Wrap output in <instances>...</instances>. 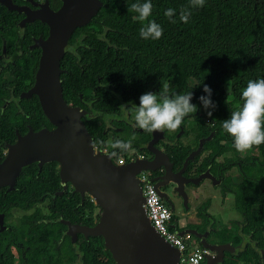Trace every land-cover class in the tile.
<instances>
[{"label":"trees","instance_id":"trees-1","mask_svg":"<svg viewBox=\"0 0 264 264\" xmlns=\"http://www.w3.org/2000/svg\"><path fill=\"white\" fill-rule=\"evenodd\" d=\"M99 1L101 7L88 26L84 27L81 42L76 43L79 51L74 54L69 50L60 61V69L66 70L60 74L66 104L84 107L80 97L87 100L92 91L89 84L98 85L97 81L94 82L95 78L93 80L94 75L101 81L111 80L119 91L123 89L131 95L145 93L153 85L169 95L191 91V102L196 109L187 115L194 114L193 117L197 119V116L204 114L210 124L219 128L214 141H206V148L219 156L230 152L235 154L234 148L225 144L232 139L222 129L221 123L242 103L240 93L247 81L264 78V0H205L204 6L199 8H192L190 0H152V14L143 22L136 19L137 14L130 7L135 0ZM168 8L174 9L171 18L164 14ZM182 12L190 13L187 22L180 19ZM3 16L10 17L0 6L2 34L11 42L17 27ZM148 20L160 24L163 29L160 38L145 40L140 37L139 29ZM32 32L44 36L46 28L40 26V29H33ZM97 35L106 38V44H109L107 51ZM15 63L16 69L3 73L15 83L14 93L17 96L33 85L37 57L27 63L16 59ZM3 73L0 74V162L3 159L1 146L12 144L16 139L15 133L24 135L28 130L26 124L33 131L43 126L52 127L44 118L36 96L20 100L18 106L11 103L2 111L5 105L3 98H8V92L2 88L7 83L2 78ZM203 84L212 89L211 99L216 104L211 117L206 115V110L197 99L204 94ZM96 95L98 99L93 103L94 110L98 114L105 111L111 113L114 96L106 103L98 89ZM93 121L100 122L99 129L90 127L89 122ZM84 125L93 139V147L98 150L106 148L101 120L95 117L84 122ZM218 139L219 147L216 145ZM250 150L253 152L250 154L252 159L248 158L247 161L252 164L241 163V182L231 191L235 210L243 220L241 234L256 245L248 242L236 254H226L222 264H264V256H258V250L264 249V234L261 232L264 229V190L258 182L264 179V143L254 145ZM111 153H115V159L123 158L125 163L130 162L128 151L114 147ZM56 165L54 162L43 165L40 171L35 164L30 165L23 169L15 190L8 192L0 188V212L8 208L34 209L38 217L42 211L41 198H48L45 209L56 221L53 224L32 225L29 244L33 256L30 263L34 258L37 264H70L75 260L66 236L60 246L57 244L60 231H64L59 218L75 224H94L92 213L96 206L88 202L80 205L78 195L69 190L57 195L56 192L62 191V186ZM215 236L233 246L241 244L239 236L217 232ZM54 246H58L61 253L53 255L50 248ZM77 251L80 264H114L109 253L104 251L101 238L90 237ZM67 253L71 254L69 258H66Z\"/></svg>","mask_w":264,"mask_h":264},{"label":"flooded vegetation","instance_id":"flooded-vegetation-1","mask_svg":"<svg viewBox=\"0 0 264 264\" xmlns=\"http://www.w3.org/2000/svg\"><path fill=\"white\" fill-rule=\"evenodd\" d=\"M10 1L12 6H15L16 9L8 10L7 7L2 5L1 3L0 6H2L5 10V13L10 16L9 18H6L5 16L3 17L6 19V21H11L12 23H14L17 29L14 40L9 42V40H7V37L2 34L4 30L0 26V74H2L3 72H7L8 69H16V59H22L27 63L28 61L34 60L37 57L36 69L38 68L41 48L39 46H36L35 43L39 38L45 40L48 36L49 30L46 24L41 23L38 20H33L32 22L26 21L27 14H32L36 11L44 9L45 3L48 4L49 8L52 11H56L62 6V0ZM92 19L93 17L90 19L89 23ZM88 24L86 26H88ZM40 26L46 28V35L43 36L41 33H37L35 35V33L32 32L33 29H40ZM86 26L76 28L68 40V44L71 46L70 51L74 54L79 51L76 43L81 42V38L84 37L82 33L84 31V27ZM97 36L98 41H103V46L105 47V51H107L109 44H106V38L104 36ZM100 46L102 47V44ZM64 72H66V70L62 69L61 74H63ZM81 72H83V70H81ZM2 78L7 81L6 84H3L2 88H4V90L8 92V98H3V102L7 103V105L13 103L14 106H18V102H20V100L22 99L19 98V94L16 96L14 93L16 87L15 83L11 81V78L8 79L7 75H5L4 73L2 75ZM94 78V82L97 81L98 85H96L95 83L89 84L92 88L89 98L86 100L81 99L80 97L81 104L84 107L73 106L85 112V114L81 118L83 123L88 122L95 117H98L101 120V122L103 123L102 135L106 139L105 144L109 145L107 141L108 139H111V146L108 149V152L106 151L105 153L116 156L115 153H111V150L114 149L113 145L115 141L120 140L121 134H123L121 141H131L132 147L135 149V151H128L130 157L129 161L153 160L154 153L145 148L147 142L151 140L152 132L149 133L133 126L134 105L139 104L138 98L142 94V92H136V95H131L129 93H125L123 89L119 91L117 89V85H113L111 83V80H109V82L101 81L97 75L93 76V80ZM97 89L104 96L103 99L104 101H106V103L107 99L110 101L112 100V96H114V101L112 100L113 110L111 111V113L105 111L98 114L97 111L94 110L93 103L98 99L96 95ZM146 92L167 94L166 92H161L156 85H153L151 88L147 89ZM20 111L21 110L19 109L18 112ZM193 115L194 114H190L189 116L186 115L188 117L183 119L181 125L178 126L177 129H164L162 139H159L153 145L154 150H160L167 156L168 163L170 165H168L167 162H165V159L162 158L160 161H158V166L155 169L145 172L147 179L152 182L157 194L162 199L168 210L171 212V225L175 228L176 232L196 231L200 235L207 233L204 241L207 244L211 245H223L230 243L216 238V232L219 234L226 233L232 236H239L241 238V244L237 246H233L230 243L234 248L232 252H223L222 261L216 263L222 264L226 257V254H236V252L238 250H242L245 244L248 242L256 245V243L251 241L250 238L245 239V237L242 236L241 229L243 228V220L237 211L236 212L239 214L241 221L235 218L237 216L227 218V221L222 220V213L224 211L225 205L231 203L234 207V194L231 190L233 186L241 182L242 177L239 172L241 169V163H244L246 165L252 164V162L247 161L248 158H252L250 154L248 156L242 157L236 151L235 154L230 152L224 153L220 156L219 154H212V150L206 148V143L209 141L203 142L201 149L198 151V153L194 154L199 148L200 141L209 137L210 134H212L210 142L214 141L219 128H216L212 124H210L208 120L205 119L204 114H200L199 116H197V119L196 117H193ZM89 124L90 127L94 130L100 128L99 121L89 122ZM26 127L28 129L29 125L26 124ZM41 128L52 129V127L44 126ZM204 130L205 134H203ZM15 135L17 139V135L20 134L15 133ZM227 143H232V141L225 142V144ZM218 144L219 139L216 145L218 146ZM7 145L9 144H3L1 146V148L3 149V159L7 154ZM229 147L233 148V146ZM186 160L187 164L182 170L184 162ZM35 166L37 167L36 164ZM56 170L58 175L57 165ZM199 177H203V180L197 184L194 183V181ZM17 179L14 184L13 190L16 189ZM258 182L260 188L264 190V179H259ZM0 188H5V190L8 191L7 187ZM68 190L71 193L73 192V188L70 183H67L65 191ZM58 192H56L57 195ZM75 194H77L80 199V205H83L86 202L93 204V201L89 197V195L85 194L83 195V197H81L78 193ZM41 200L43 201L41 206L44 207V210L39 212L40 217L35 216L37 212L34 209L20 210L8 208L7 211L0 212V264H37L36 258H34L30 263V259L33 256V254L31 253L32 247L29 244L32 225H38L41 223L53 224L56 221L55 219H53L50 212L45 209L48 198L44 197L43 199L41 198ZM226 200H228V202L224 204ZM99 214L100 211L96 207V209H94L92 213V219L94 223ZM61 220L62 219L59 218L58 222L64 226V231H60V238L58 239L57 244L59 245L64 239V236H66L68 242L72 247L73 253L75 254V260L70 264H80V254L77 250L79 249L80 245L84 241H88L90 237L85 238L82 234L77 233L76 241L72 242V237L71 235L67 234L66 225L63 224V221ZM67 222H69L71 225L85 227L92 226L91 224L86 225L75 224L71 223L70 221ZM261 232L264 234V229H262ZM79 236H81V238H79ZM191 236L199 244L197 237L193 235ZM47 250L49 251L48 248ZM261 250L263 249H259L258 252ZM50 251L53 255H58L59 253H61V250L58 246L50 248ZM70 256V253L66 254V258H69ZM209 256L215 257L219 260V254L217 253L210 254ZM260 258H263V256ZM205 262L206 257L201 264H204Z\"/></svg>","mask_w":264,"mask_h":264},{"label":"water","instance_id":"water-1","mask_svg":"<svg viewBox=\"0 0 264 264\" xmlns=\"http://www.w3.org/2000/svg\"><path fill=\"white\" fill-rule=\"evenodd\" d=\"M0 3L8 10L16 9L10 0H0ZM100 7L99 0H62V6L56 11L45 3L44 9L27 14L26 21L38 20L46 24L49 31L45 40H36L35 45L41 48V55L34 83L19 98L31 99L36 96L44 118L52 129L41 128L34 132L29 127L25 135H17L16 141L6 146L7 154L0 163V187H7L11 191L24 168L36 164L40 171L43 165L54 162L58 166L62 186L58 195L70 183L73 192L81 197L89 195L100 211L91 227L62 222L72 242L76 241L77 233L85 238H101L103 249L109 253L114 264H178L180 252L157 235L150 225L143 208L141 182L137 177L140 172L155 169L162 158L170 165L163 152L153 149V145L162 139L164 131L154 130L151 140L145 145L154 153L153 160H133L116 165L112 161L114 155L103 154L93 147V139L81 120L85 112L67 105L63 99L60 61L70 50L68 40L76 28L89 23ZM6 106L7 103L2 111ZM211 138L212 134L201 140L194 154L198 153L203 142ZM202 180L203 177H199L194 183ZM186 233L197 237L201 247L207 249L209 254H219V260L205 256L204 264H216L222 261L223 252L234 250L230 243L207 244L204 241L207 233L176 232L181 238ZM258 255L264 256V249Z\"/></svg>","mask_w":264,"mask_h":264},{"label":"clouds","instance_id":"clouds-1","mask_svg":"<svg viewBox=\"0 0 264 264\" xmlns=\"http://www.w3.org/2000/svg\"><path fill=\"white\" fill-rule=\"evenodd\" d=\"M204 3L205 0H190L192 8L203 7ZM130 7L137 14L136 19L143 22L152 14L153 4L152 0H135ZM164 14L171 18L174 9L168 8ZM189 15V12H182L180 19L187 22ZM162 32V27L154 20H148L139 29L140 37L145 40H156L161 37ZM202 91L204 94L197 99L206 110V115L211 117L216 108L215 102L211 99L212 89L203 84ZM192 96L191 91L170 95L142 93L138 98L139 104L134 105L133 126L149 133L154 130L177 129L184 117L196 109V105L191 102ZM240 99L242 103L222 121L221 127L231 137L233 147L243 152L254 145L264 143V78L249 79L240 93ZM114 147L124 151H135L131 141L117 140Z\"/></svg>","mask_w":264,"mask_h":264},{"label":"built area","instance_id":"built-area-1","mask_svg":"<svg viewBox=\"0 0 264 264\" xmlns=\"http://www.w3.org/2000/svg\"><path fill=\"white\" fill-rule=\"evenodd\" d=\"M106 151L104 148L101 153ZM113 162L116 165H123L126 161L114 157ZM137 177L141 182L144 197L143 208L154 232L180 252L178 264H201L205 256L210 255L209 251L202 248L190 234H184L182 238L176 234L175 228L171 225V212L157 194L152 182L147 179L146 172H140Z\"/></svg>","mask_w":264,"mask_h":264},{"label":"rangeland","instance_id":"rangeland-1","mask_svg":"<svg viewBox=\"0 0 264 264\" xmlns=\"http://www.w3.org/2000/svg\"><path fill=\"white\" fill-rule=\"evenodd\" d=\"M107 143L109 144V145H107V147H106V150H107V152H108V149L110 148V144H111V139H108V141H107ZM227 146H233V143H227L226 144ZM234 148V147H233ZM235 149V148H234ZM235 151L236 152H238L239 153V155L240 156H242V157H245V156H248L249 154H251L252 153V151L250 150V149H248V150H245V151H243V152H240V151H237L236 149H235ZM103 153V152H102ZM103 154H109V153H103ZM206 184V183H205ZM263 187H264V184H263ZM229 200V199H228ZM228 200H226L225 202H224V204L225 203H227L228 202ZM223 204V205H224ZM40 207H41V209L42 210H44V207H42L41 205H40ZM222 220L223 221H227V218H231V217H235V216H237V217H235L236 219H238V220H240L241 221V218H240V216H239V214L236 212V210L234 209V207H233V204H228V205H225V207H224V211H223V213H222ZM219 220V219H218ZM231 227V226H230Z\"/></svg>","mask_w":264,"mask_h":264}]
</instances>
